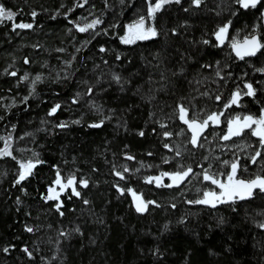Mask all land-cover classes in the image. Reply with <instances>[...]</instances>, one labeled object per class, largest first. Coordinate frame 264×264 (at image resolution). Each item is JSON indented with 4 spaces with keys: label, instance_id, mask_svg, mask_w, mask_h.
<instances>
[{
    "label": "trees",
    "instance_id": "16d2710c",
    "mask_svg": "<svg viewBox=\"0 0 264 264\" xmlns=\"http://www.w3.org/2000/svg\"><path fill=\"white\" fill-rule=\"evenodd\" d=\"M155 1L0 0L16 13L0 21V152L12 153L0 156V264H264V192L216 207L189 203L217 191L205 171L225 182L238 162L234 179L264 178V145L252 129L223 139L229 121L264 115V47L251 59L231 50L253 36L264 44V8L181 0L153 19ZM147 17L157 35L122 42L125 27ZM180 106L199 124L218 116L195 147ZM28 162L32 174L15 184ZM189 167L178 187L146 182ZM57 174L75 177L81 193L60 195L62 216L46 199ZM133 193L155 203L138 213Z\"/></svg>",
    "mask_w": 264,
    "mask_h": 264
},
{
    "label": "snow or ice",
    "instance_id": "6c2138e0",
    "mask_svg": "<svg viewBox=\"0 0 264 264\" xmlns=\"http://www.w3.org/2000/svg\"><path fill=\"white\" fill-rule=\"evenodd\" d=\"M87 2V0H85V3ZM203 0H192V4L195 7H200V5L202 4ZM169 3H175V4H180L181 0H158V2L154 5V6H150L149 8V16L151 18H155V13L160 11L162 9V7L166 4ZM236 3H238L240 5V7L248 9V8H252V9H256L258 6H260L261 8H264V0H236ZM81 7L83 5H80ZM187 11V9H185ZM16 15V13H13L12 11H6V9L4 8V6L0 5V21L4 20V19H8V20H12L14 18V16ZM33 17L36 16V13L33 12L32 13ZM262 15H264V13H262ZM99 23V21H94L92 24H88L86 27H81L79 28V31L84 32L87 31L89 28H92L94 24ZM16 28H20V29H31L32 28V24H26V23H19L15 25ZM133 29H139L140 31L135 33L134 38L135 39H149L151 37H155L157 35L156 30L153 27H147L145 28V20L143 18L140 19L138 25H131L129 26V32H132ZM228 27L227 25L221 27L219 29V31L215 34L216 35V39L218 41H220L221 43H223V39H224V34L227 33ZM124 43H130L133 42V40L129 39V38H124V40L122 41ZM204 43H208V41H204ZM246 48L245 51L242 53L241 51L238 50V46L236 43L232 44V47L234 49H237V55L241 57V59H243L244 55H248V56H254L256 55V53L262 48L264 47V44H261V42L255 37L253 36L250 40H245L244 42ZM104 49H101V51H103ZM25 63H27V60L25 61ZM10 75L15 76L16 73L12 72L10 73ZM22 79H27V76L23 77ZM37 80L40 79V77H36ZM115 79L119 80V77H115ZM245 87L248 89L246 95L249 96H253L255 95V92L252 88V86L250 84H246ZM240 96V93L237 92L234 94L233 98H232V103H237V99ZM217 99H219V97H217ZM75 102V101H74ZM59 105H56L55 107H53L49 113V115H53L55 114V112L59 109ZM179 111L181 113L180 119L188 125V128L192 130V137L190 139V143L195 147L198 144V135L200 130H202L204 127H206L209 123V121H216L218 120V116L216 114L210 115L204 122L203 124H199L197 121L192 120L189 121L187 120L185 117L187 116V109H185L183 106H180ZM78 123V121H77ZM103 121H101L98 124H93L90 125V127H100L102 125ZM232 121H229V129H228V134L225 135L223 137L224 140H228L230 139L232 136L236 135H240L243 131V129L245 127H251L252 125H256V129L252 132V135L254 136H258L261 140L262 145H264V116H262L260 119H254L251 116L245 117L244 118V123L241 124L239 127H237L235 130H233L232 128ZM60 127H64L65 125L61 124L59 125ZM161 127H165V125H161ZM139 135L143 136L144 133L140 132ZM165 137H170L171 133H164ZM0 139H4L3 137H0ZM5 144H8V141L5 140ZM166 148H169V150L171 151L172 149L169 147V145H165ZM12 153L10 151L7 150V148L3 151L0 152V156H11ZM177 155H179V153H177ZM260 155L259 152L256 153V157H258ZM14 159V157H13ZM127 159H133V157L128 156ZM167 162V161H165ZM252 162L255 163L256 162V158L253 157L252 158ZM227 163V162H225ZM20 167V172L18 174V179H16L15 184H20L22 181H24L28 176H30L32 174V169L35 167V164L32 162H28V163H20L19 165ZM237 168H238V162H233L231 164V173L227 174V183L222 182L221 180L215 178L214 176L210 175L207 171H205L203 173V179L205 181H210L212 184L216 185L218 188L221 189V192L219 194H217L216 192H205L204 193V198L200 199V200H196V201H189V203H195V204H209L212 207H216L217 202L219 203H226L229 200H231L233 197H239L240 200H244L247 197H250L253 193L254 189H259L260 192H264V178H260L257 177L254 180L245 182L243 180H235L234 176L237 172ZM125 172L129 171V169L125 168L124 169ZM193 170L192 168H188L187 170L183 171V172H176V173H163V176H167L172 183L167 184V185H163L160 182V177H150L146 180L147 183H152L153 180L156 181L157 187H173L176 186L178 187L188 176H190L192 174ZM115 175H117L120 179H125L124 175L121 172H116ZM75 183V177H71L67 180L66 183H62L61 179L59 177V174H57V180H56V184L60 185L61 191H63L65 188L71 187V194L73 196L76 197H80L81 193L79 191H77V189L73 186ZM80 185L82 187H88V181L87 180H82L80 181ZM53 189H49V192H53ZM118 191H121V194H123V190L120 189L118 187ZM133 196L135 197V199L138 201L136 203V211L138 213H143L144 211L147 210L148 205L149 204H154L155 202L153 201H148V202H144L143 200H141L139 197L135 196V193H133ZM46 199L48 200H52V199H58V195H49L48 197H46ZM85 204L88 203V201H84ZM159 206V205H156ZM62 207L61 204H57L56 205V210L58 212H60V208ZM60 215H63V212H60ZM261 228H264V224L260 225ZM26 231L28 232H32L33 229L31 227H26ZM78 231V229H77ZM64 233H62L63 235ZM3 251L7 252L8 249L5 248ZM23 251L25 253H27L29 255V257H31V253L28 252V249L25 248L23 249Z\"/></svg>",
    "mask_w": 264,
    "mask_h": 264
},
{
    "label": "rangeland",
    "instance_id": "374dc122",
    "mask_svg": "<svg viewBox=\"0 0 264 264\" xmlns=\"http://www.w3.org/2000/svg\"><path fill=\"white\" fill-rule=\"evenodd\" d=\"M158 2V0H156L155 2H154V4H153V6L156 4ZM144 20H145V28H147V27H153L152 26V24H151V22H150V20L148 19V17L147 18H143ZM139 21L140 20H138V21H135V22H132V23H130V24H128L126 27H125V34H124V36L122 37L123 38V40H124V38H129V39H131V40H133V42H130V43H128V44H131V43H134V42H136V41H139V40H146V39H135L134 38V36H135V33L136 32H138V31H140L139 29H133V31L132 32H129V26H131V25H138V23H139ZM226 36H227V33L226 34H224V39H223V43L226 41ZM215 37H216V35H215ZM152 38V37H151ZM150 39V38H149ZM217 40V39H216ZM217 43L219 44V45H221V44H223V43H221L220 41H218L217 40ZM238 100V99H237ZM262 116H264V115H262ZM261 116V117H262ZM260 117V118H261ZM260 118H257V119H260ZM212 124H218V122H219V119L218 120H216V121H210ZM233 123H232V128H233V130H235L237 127H239L241 124H243L244 123V120H239V119H235V120H233L232 121ZM256 125H252L251 127H245V128H250V129H252V131H254L255 129H256ZM244 128V129H245ZM227 129H229V124H228V128ZM21 170V169H20ZM60 177V176H59ZM158 177H160V182L163 184L164 183V179H167V182L170 184V183H172V181L167 177V176H158ZM60 179H61V182L62 183H66L67 182V180L69 179V178H61L60 177ZM57 180V179H56ZM56 180H55V182L52 184V186L50 187L51 189H53L54 191L53 192H49V190H48V194H47V197L49 196V195H58V199H52V200H56L59 204H60V195L61 194H63L66 190H70V192L72 191L71 190V187H68V188H65L63 191H61V188H60V185H57L56 184ZM228 181H225L224 183H227ZM153 183L154 184H156V181L155 180H153ZM75 188H76V181H75V183H74V185H73ZM49 188V189H50ZM221 192V189L220 188H218L217 187V191H216V193L217 194H219ZM136 197H139L140 198V196H138V195H135ZM132 197H133V199L135 200V203H137L138 201L135 199V197L132 195ZM204 198V197H203ZM202 198V199H203ZM141 199V198H140ZM142 200V199H141ZM217 204H220L219 202H217ZM216 204V205H217ZM203 205H208V206H211V205H209V204H203ZM135 206H136V204H135Z\"/></svg>",
    "mask_w": 264,
    "mask_h": 264
},
{
    "label": "water",
    "instance_id": "95a60500",
    "mask_svg": "<svg viewBox=\"0 0 264 264\" xmlns=\"http://www.w3.org/2000/svg\"><path fill=\"white\" fill-rule=\"evenodd\" d=\"M263 13H264V9H263ZM262 24H263V28H264V15H262ZM257 39H258V37L257 36H255ZM252 38V37H251ZM251 38H247V39H245V40H250ZM245 40H243V41H241V42H239V43H236L237 44V46H238V50L239 51H241L242 53L245 51V48H246V46H245V44H244V42H245ZM259 40V39H258ZM231 50H232V53H233V55H234V57L235 58H237V59H241V57L240 56H238L237 55V49H234L233 47H231ZM259 52V51H258ZM257 52V53H258ZM256 53V54H257ZM256 55H254V56H248V55H244L243 56V59H245V58H249V59H251V58H253V57H255ZM203 130V129H202ZM202 130H200V131H202ZM117 177V179H119V180H122V179H120L118 176H116ZM235 180H243V181H245V182H248V181H251V180H244V179H235ZM259 189H254L253 190V193H252V195L255 193V192H257ZM251 195V196H252ZM250 196V197H251ZM250 197H247V198H250ZM246 198V199H247ZM232 200H240L239 199V197L237 196V197H233L231 200H229V201H232Z\"/></svg>",
    "mask_w": 264,
    "mask_h": 264
}]
</instances>
